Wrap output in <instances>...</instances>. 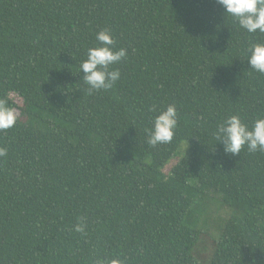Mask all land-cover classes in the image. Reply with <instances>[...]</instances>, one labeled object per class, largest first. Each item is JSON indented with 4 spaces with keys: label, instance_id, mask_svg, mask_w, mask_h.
Here are the masks:
<instances>
[{
    "label": "trees",
    "instance_id": "1",
    "mask_svg": "<svg viewBox=\"0 0 264 264\" xmlns=\"http://www.w3.org/2000/svg\"><path fill=\"white\" fill-rule=\"evenodd\" d=\"M103 29L127 56L89 95L80 64ZM257 42L216 0H0V99L18 112L0 131V264H264V151L214 135L264 118ZM170 104L175 137L151 147Z\"/></svg>",
    "mask_w": 264,
    "mask_h": 264
},
{
    "label": "clouds",
    "instance_id": "2",
    "mask_svg": "<svg viewBox=\"0 0 264 264\" xmlns=\"http://www.w3.org/2000/svg\"><path fill=\"white\" fill-rule=\"evenodd\" d=\"M222 6L225 16L234 18L243 30L251 34H264V0H216ZM98 45L87 49L86 59L80 64L84 73L83 81L88 86V94L111 89L121 78V72L112 66L127 56V50H114L115 40L109 29L96 33ZM247 63L250 71L264 75V43H254L248 49ZM155 111V109H152ZM18 121L17 109L9 105L8 99H0V131L13 128ZM178 127V112L175 104L161 110L153 119V127L148 130L147 144L151 147L172 143ZM216 140L223 143L225 154L240 155L264 151V118H257L251 128L239 115H231L218 125ZM7 156V149L0 148V157ZM83 222L74 226L76 232L84 233ZM97 264H122L118 259L100 260ZM255 264V261L253 262Z\"/></svg>",
    "mask_w": 264,
    "mask_h": 264
},
{
    "label": "rangeland",
    "instance_id": "3",
    "mask_svg": "<svg viewBox=\"0 0 264 264\" xmlns=\"http://www.w3.org/2000/svg\"><path fill=\"white\" fill-rule=\"evenodd\" d=\"M12 98L17 103L22 105V101L17 96L13 95ZM187 149H188V144L186 142L182 143L179 147L178 152L175 154V156L171 160H169V162L165 165L164 171L166 172V171L172 170L184 158ZM213 204L216 205L214 209L217 211V215L214 217V221H216L217 224H219L221 217H225L226 214L229 212L226 211L227 209L222 210L224 208H222L219 197L218 199L214 201Z\"/></svg>",
    "mask_w": 264,
    "mask_h": 264
}]
</instances>
